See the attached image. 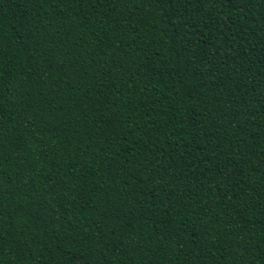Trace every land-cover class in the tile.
<instances>
[{
	"label": "trees",
	"instance_id": "obj_1",
	"mask_svg": "<svg viewBox=\"0 0 264 264\" xmlns=\"http://www.w3.org/2000/svg\"><path fill=\"white\" fill-rule=\"evenodd\" d=\"M0 264H264V0H0Z\"/></svg>",
	"mask_w": 264,
	"mask_h": 264
}]
</instances>
